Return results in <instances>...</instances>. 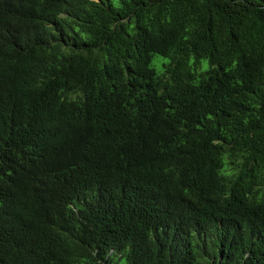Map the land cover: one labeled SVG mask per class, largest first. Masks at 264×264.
<instances>
[{
	"label": "trees",
	"instance_id": "trees-1",
	"mask_svg": "<svg viewBox=\"0 0 264 264\" xmlns=\"http://www.w3.org/2000/svg\"><path fill=\"white\" fill-rule=\"evenodd\" d=\"M0 264H264V0H0Z\"/></svg>",
	"mask_w": 264,
	"mask_h": 264
},
{
	"label": "rangeland",
	"instance_id": "rangeland-1",
	"mask_svg": "<svg viewBox=\"0 0 264 264\" xmlns=\"http://www.w3.org/2000/svg\"><path fill=\"white\" fill-rule=\"evenodd\" d=\"M157 57V56H156ZM151 65L156 69V70H160V64L158 61H156V58L152 60Z\"/></svg>",
	"mask_w": 264,
	"mask_h": 264
}]
</instances>
